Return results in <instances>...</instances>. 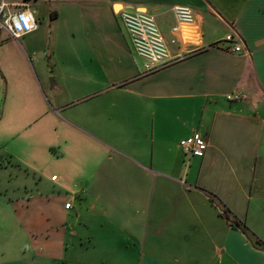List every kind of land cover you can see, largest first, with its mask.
<instances>
[{"label": "crops", "instance_id": "0c3cea01", "mask_svg": "<svg viewBox=\"0 0 264 264\" xmlns=\"http://www.w3.org/2000/svg\"><path fill=\"white\" fill-rule=\"evenodd\" d=\"M8 3L38 29L0 20V264H264V0ZM122 10L183 58L145 72Z\"/></svg>", "mask_w": 264, "mask_h": 264}, {"label": "built area", "instance_id": "2783aa9c", "mask_svg": "<svg viewBox=\"0 0 264 264\" xmlns=\"http://www.w3.org/2000/svg\"><path fill=\"white\" fill-rule=\"evenodd\" d=\"M8 1L10 0H0L1 27L15 39L36 31L38 24L30 9L23 8L17 12L9 13L7 10L17 4H9ZM172 12L179 24H192L195 20L193 10L188 7H174ZM119 18L130 36L137 56L146 62L145 72L150 73L159 67L183 58L182 56H178L174 60L171 58L166 41L154 16L122 10L119 13ZM226 42L234 44L233 52H241V46L236 44L234 36H228ZM175 43L176 41L173 40L172 44ZM240 99L241 96L238 95L227 97L229 102H238ZM179 146L186 156L203 158L209 149V142L199 134H194L181 141ZM56 180L57 177L52 178V181L55 182ZM65 208L70 209L71 204H67Z\"/></svg>", "mask_w": 264, "mask_h": 264}, {"label": "trees", "instance_id": "16d2710c", "mask_svg": "<svg viewBox=\"0 0 264 264\" xmlns=\"http://www.w3.org/2000/svg\"><path fill=\"white\" fill-rule=\"evenodd\" d=\"M215 203H217L218 207L221 209V211L223 213V216L226 218L228 223L233 228L241 230L243 232H245L247 230L244 223H242L234 215H232L231 212L226 207H224L221 203L217 202L216 200H215Z\"/></svg>", "mask_w": 264, "mask_h": 264}, {"label": "rangeland", "instance_id": "374dc122", "mask_svg": "<svg viewBox=\"0 0 264 264\" xmlns=\"http://www.w3.org/2000/svg\"><path fill=\"white\" fill-rule=\"evenodd\" d=\"M54 174H58L57 172H55Z\"/></svg>", "mask_w": 264, "mask_h": 264}, {"label": "snow or ice", "instance_id": "6c2138e0", "mask_svg": "<svg viewBox=\"0 0 264 264\" xmlns=\"http://www.w3.org/2000/svg\"><path fill=\"white\" fill-rule=\"evenodd\" d=\"M25 23H27V22L25 21Z\"/></svg>", "mask_w": 264, "mask_h": 264}]
</instances>
